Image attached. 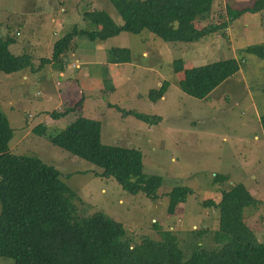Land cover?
<instances>
[{
	"label": "rangeland",
	"instance_id": "374dc122",
	"mask_svg": "<svg viewBox=\"0 0 264 264\" xmlns=\"http://www.w3.org/2000/svg\"><path fill=\"white\" fill-rule=\"evenodd\" d=\"M252 1L215 0L213 18H226L227 4ZM91 10H104L117 24L123 23L108 0H0V35L12 36L9 50L31 55L35 69L0 71V109L13 128L11 152L37 156L70 174L64 181L79 195V213L102 210L123 222L137 241L170 230L185 255L198 238L196 230L207 228L212 234L218 226L217 210L205 201H216L222 190L242 183L257 200L244 208L245 220L264 243V133L259 120L264 112V59L242 51L254 43L264 47V8L245 12L225 30L195 41H166L149 29L123 31L104 41L76 36L62 71L57 65L40 67L42 58L51 57L53 42L74 25L94 27L84 19V12ZM112 47L131 49V61H106ZM177 58L187 67L235 58L239 70L200 98L180 88L179 74L173 70ZM163 80L168 81L166 91L152 100L150 90ZM79 100L81 104L65 116H50L52 110ZM128 109L159 119H142L124 111ZM80 113L101 122L102 143L142 151L144 172L162 177L156 199L127 192L114 178L96 174L98 166L33 131L38 123L55 131ZM177 185L192 192L170 214L166 194ZM208 235L198 240L217 246ZM8 263L0 257V264Z\"/></svg>",
	"mask_w": 264,
	"mask_h": 264
},
{
	"label": "trees",
	"instance_id": "16d2710c",
	"mask_svg": "<svg viewBox=\"0 0 264 264\" xmlns=\"http://www.w3.org/2000/svg\"><path fill=\"white\" fill-rule=\"evenodd\" d=\"M108 1L121 17V25L104 10L86 11L84 19L94 27L84 29L74 25L53 42L51 57L42 58L39 66L51 63L62 71L76 36L104 41L123 31L149 29L166 41H195L225 30L245 12L264 8V0L241 6L227 4V17L214 20L215 0ZM210 15L211 21L201 22ZM12 42V36L0 35V71L9 74L32 70L31 55L13 54L9 50ZM242 51L264 59L261 43L248 45ZM106 61L130 62L131 49L112 47ZM173 70L179 74L178 83L183 91L202 98L233 76L239 70V61L228 58L187 67L183 59L177 58L173 61ZM167 86L168 81L163 80L150 90V98L157 100L163 96ZM81 102L63 110H52L50 116H65ZM124 111L142 119H159L134 109ZM259 120L264 133V112ZM100 130L98 119L82 113L52 132L44 123L33 127L36 135L98 166L99 176L114 178L131 194L142 192L156 199L162 177L144 172L142 151L104 144ZM12 137L13 128L0 109V257L9 259L8 264H264V243L248 226L244 214V208L256 204L257 200L242 183L222 190L216 201H205V206L217 210L218 226L212 234L207 228L196 230L198 238L185 255L178 236L170 230H160L159 238L144 236L137 241L127 233L123 222L102 210L79 213L75 204L79 195L64 181L70 174H62L37 156L12 153L9 147ZM191 192L187 186L172 187L166 194L168 213L173 214ZM202 234H209L218 245L212 248L204 245L198 240Z\"/></svg>",
	"mask_w": 264,
	"mask_h": 264
},
{
	"label": "crops",
	"instance_id": "0c3cea01",
	"mask_svg": "<svg viewBox=\"0 0 264 264\" xmlns=\"http://www.w3.org/2000/svg\"><path fill=\"white\" fill-rule=\"evenodd\" d=\"M47 64H51V63H47ZM52 65V64H51ZM31 69V68H30ZM26 70V69H25ZM35 69H32L31 72H33ZM24 77H27L26 75H24Z\"/></svg>",
	"mask_w": 264,
	"mask_h": 264
}]
</instances>
